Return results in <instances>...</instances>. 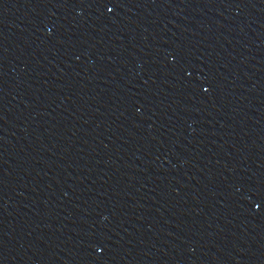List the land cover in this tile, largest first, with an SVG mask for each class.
<instances>
[{"label": "water", "instance_id": "95a60500", "mask_svg": "<svg viewBox=\"0 0 264 264\" xmlns=\"http://www.w3.org/2000/svg\"><path fill=\"white\" fill-rule=\"evenodd\" d=\"M0 264H264V0H0Z\"/></svg>", "mask_w": 264, "mask_h": 264}]
</instances>
